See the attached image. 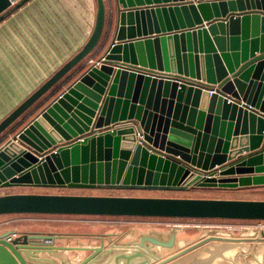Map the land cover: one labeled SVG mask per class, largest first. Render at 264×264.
<instances>
[{"label": "water", "instance_id": "obj_1", "mask_svg": "<svg viewBox=\"0 0 264 264\" xmlns=\"http://www.w3.org/2000/svg\"><path fill=\"white\" fill-rule=\"evenodd\" d=\"M28 1L0 0V22ZM109 1L107 8L96 0L94 31L83 49L0 123V137L18 122L22 126L1 141L0 188L264 187V0ZM211 9L214 19L206 16ZM108 19L111 35L101 45L109 42L99 66L44 108L56 87L89 64ZM6 215L263 222L264 201L9 194L0 196V216ZM261 236L249 241H264ZM61 238L1 233L0 264H56L59 252L88 253L77 264H96L114 251L104 239L98 247L58 246ZM212 241L245 240L209 237L159 264ZM146 242L173 248L176 236L144 238L115 264L151 257Z\"/></svg>", "mask_w": 264, "mask_h": 264}, {"label": "crops", "instance_id": "obj_2", "mask_svg": "<svg viewBox=\"0 0 264 264\" xmlns=\"http://www.w3.org/2000/svg\"><path fill=\"white\" fill-rule=\"evenodd\" d=\"M191 2L196 4L199 1L191 0ZM106 4L108 6L106 7L109 8L110 1L107 0ZM210 12L211 15L206 14L208 18L214 19L218 16L214 10L211 9ZM218 12L220 14V11ZM96 14V0H29L22 5H14L12 13L0 22V123L83 49L94 31ZM201 16L203 18V15ZM206 24L207 23H205V25ZM253 28L254 26L251 24L249 32L253 31ZM236 30L242 33L243 25L240 23L239 28ZM236 30L230 29L228 32L231 33V31ZM107 35L109 37L111 35L109 19L106 23L104 33L105 37ZM108 44L100 46L88 60L98 62L105 54ZM259 54L260 53H258L257 56ZM90 67L91 63L87 64V61L82 63L70 77L66 78L65 81H67V84L65 87L63 83H61L54 89L55 94L53 93L54 95H50L52 97L44 108L57 100L59 96H61L69 86L74 84ZM21 129L22 127L14 134ZM14 134L11 136L8 134L6 140L12 138ZM9 189L10 192L6 193L7 195H74V192H81L82 194L86 193L83 194V196H107L105 194L112 191L100 189L70 190L52 188ZM245 190L249 189L247 188ZM250 190H264V187H257ZM113 191L124 192L127 190ZM152 192L170 193L164 191ZM244 200L260 201V199ZM18 233L55 235L42 230L19 231ZM57 245L73 246L66 243V237L58 240ZM80 246L98 247L89 244ZM89 255L88 253L59 252L55 256L56 260L54 258L53 261L56 264H77V262L84 260ZM108 261L105 264H109Z\"/></svg>", "mask_w": 264, "mask_h": 264}, {"label": "rangeland", "instance_id": "obj_3", "mask_svg": "<svg viewBox=\"0 0 264 264\" xmlns=\"http://www.w3.org/2000/svg\"><path fill=\"white\" fill-rule=\"evenodd\" d=\"M105 3H107V0H105ZM104 38L105 36H103L97 49L103 44ZM10 131H12V129L7 130L5 134L0 137V144L1 141L6 139ZM248 189L249 190L244 189V191H239L238 193H232L231 190L224 191L216 189H192L180 193H158L152 191L115 192L112 190L105 195L109 197L130 198L213 200L260 199V201H264V190ZM9 192L10 189L0 188V196H4ZM73 194L83 195L86 193L74 192ZM35 230H42L66 237V243L73 246L86 244L99 246L101 242L100 238H104L106 249L111 250L114 248L132 249L135 245L140 244L142 239L148 237L167 241L172 234L176 236V243L173 248L158 247L152 245L150 242H146L151 257L144 255L140 258V256H138V258L132 259L129 264L144 262L146 259L151 260L150 264H159L182 250L209 237L243 239L245 240L244 242L238 243L212 241L189 254L187 257L170 264H264V241H249L262 237V232H264V221L53 215L0 216V234L5 231L25 232ZM162 234L164 235L162 236ZM127 252L128 254L134 253L133 250ZM130 254L128 256H130ZM119 255L120 254L111 256L108 261L109 264H115L114 259ZM119 264H127V262L126 260H120Z\"/></svg>", "mask_w": 264, "mask_h": 264}, {"label": "bare ground", "instance_id": "obj_4", "mask_svg": "<svg viewBox=\"0 0 264 264\" xmlns=\"http://www.w3.org/2000/svg\"><path fill=\"white\" fill-rule=\"evenodd\" d=\"M152 235V234H151ZM155 235V234H154ZM164 234H162V236H163ZM165 237V236H164ZM115 247V246H114ZM129 250H132V249H130V248H117V249H115L114 248V251H113V253H111V254H109V253H103L102 254V256L101 257H99V259H98V261L96 262V264H105L109 259H110V257L111 256H113V255H118V254H128V253H125V252H127V251H129ZM123 251V252H122ZM130 254V253H129ZM128 254V255H129ZM133 254V253H132ZM117 257V256H116ZM138 258V257H137ZM140 258H142V257H140ZM134 259V258H133ZM146 259V258H145ZM153 259V258H152ZM155 259V258H154ZM144 261V260H143ZM139 263H141V262H136V264H139Z\"/></svg>", "mask_w": 264, "mask_h": 264}, {"label": "trees", "instance_id": "obj_5", "mask_svg": "<svg viewBox=\"0 0 264 264\" xmlns=\"http://www.w3.org/2000/svg\"><path fill=\"white\" fill-rule=\"evenodd\" d=\"M20 126H21V122H20V123L18 122L15 126H13V127L11 128L12 131H10L9 134H10V133H15L19 128L22 127V126H21V127H20ZM224 191H226V190H224ZM228 191H230V190H228ZM234 191H236V192H234ZM239 191H244V189H240V190H231V192H233V193H238Z\"/></svg>", "mask_w": 264, "mask_h": 264}, {"label": "flooded vegetation", "instance_id": "obj_6", "mask_svg": "<svg viewBox=\"0 0 264 264\" xmlns=\"http://www.w3.org/2000/svg\"><path fill=\"white\" fill-rule=\"evenodd\" d=\"M100 239L102 240V239H104V238H100ZM104 243H105V241H104ZM175 243H176V242H175ZM140 244H141V243H140ZM140 244H138V245H135V246H134V248L138 247ZM99 246H100V245H99ZM146 246H147V245H146ZM156 246H158V245H156ZM147 247H148V246H147ZM158 247H160V246H158ZM134 252H135V251H134ZM130 255H131V254H130ZM126 262L128 263V261H127V260H126Z\"/></svg>", "mask_w": 264, "mask_h": 264}, {"label": "built area", "instance_id": "obj_7", "mask_svg": "<svg viewBox=\"0 0 264 264\" xmlns=\"http://www.w3.org/2000/svg\"><path fill=\"white\" fill-rule=\"evenodd\" d=\"M90 63H91V66H92V65L99 66V64H100V63H98V62H92V61H90L89 64H90ZM92 63H93V64H92ZM212 93H213V92H212Z\"/></svg>", "mask_w": 264, "mask_h": 264}]
</instances>
